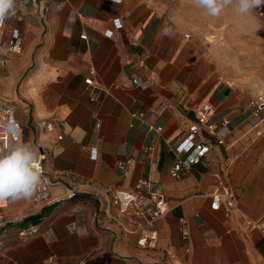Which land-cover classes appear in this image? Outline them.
Wrapping results in <instances>:
<instances>
[{
  "label": "crops",
  "instance_id": "0c3cea01",
  "mask_svg": "<svg viewBox=\"0 0 264 264\" xmlns=\"http://www.w3.org/2000/svg\"><path fill=\"white\" fill-rule=\"evenodd\" d=\"M115 18L122 28L108 38ZM13 28L23 51L0 68V100L15 112L20 142L45 152L47 172L65 185L132 190L144 179L168 212L143 230L157 234L156 247L143 249L138 234L108 220L92 194L46 207L5 200L0 264H264V227L247 224L264 220V111L253 117L247 104L254 94L228 81L208 44L148 0H64L45 20L16 2L5 34ZM207 105L210 122L230 120V134L205 161L172 178L173 148ZM199 139L214 143L205 132ZM216 192H231L237 210H211L207 195ZM62 193L55 187L51 198ZM28 225L38 232L20 240Z\"/></svg>",
  "mask_w": 264,
  "mask_h": 264
},
{
  "label": "built area",
  "instance_id": "2783aa9c",
  "mask_svg": "<svg viewBox=\"0 0 264 264\" xmlns=\"http://www.w3.org/2000/svg\"><path fill=\"white\" fill-rule=\"evenodd\" d=\"M64 0H16L17 3L31 9L39 11L43 20H45L51 10H60ZM110 2L120 4L122 0H109ZM256 16L264 22V4L259 8L253 9ZM17 20H20L17 18ZM113 29L104 31V36L110 38L113 35V30L122 28L120 19L115 18L111 21ZM5 26V22H4ZM189 37V35H186ZM85 39V35H81ZM23 51V42L20 31L17 28L11 29L8 34H5L4 27L0 28V68L7 63L8 57L11 55H20ZM94 71H90V77L85 79V84L91 86L93 84ZM134 84H141L139 77H132ZM247 107L250 109L253 117L257 118L264 111V96L257 95L251 99ZM212 109L210 106H203L196 112L195 121L189 123L186 128L184 138L176 144L173 148L176 154V160L169 170L172 178H180L183 174L190 171L193 166L202 163L214 151V146H221L225 143L227 136L230 134V120L223 118L219 124H214L209 121ZM8 123L11 127L12 133L16 138L21 139V126L16 118L14 110L8 102L0 100V124ZM202 132L207 133L213 137L214 143L205 142L200 138ZM257 135L260 131L256 132ZM12 136L3 134L0 130V145L3 148L9 147L14 143ZM151 150V148H148ZM92 159H96L97 151L91 149ZM225 168L229 165L230 159L225 160ZM47 155L43 151H39L37 164L41 169V182L37 186L35 193L30 199L43 207L51 206L54 202L72 199L79 194H92L97 200L103 203L104 216L116 224L120 229L126 233L138 234L137 245L143 249H154L156 247L157 234L154 230L143 232L144 229L151 226V224L168 212L166 201L157 193L150 191L148 182L144 179H139L132 190L125 189H101L94 188L88 183H81L76 186L65 185L57 176H52L46 170ZM121 173L126 174L125 166L121 163L117 164ZM61 187L63 193L58 198H51V191L55 187ZM210 198L211 210L217 211L224 208L226 216L231 215L237 210L235 198L231 192L227 193H212L207 195ZM42 207V208H43ZM181 234L184 238L188 236L186 228V220L181 218ZM247 224L250 227L262 229L264 227V220L256 222L248 219ZM0 222V227H1ZM38 232L35 225H28L18 231L20 240H26ZM2 236L0 235V255L4 253V245L2 243ZM165 254L169 252L165 250ZM53 258L49 259L52 263Z\"/></svg>",
  "mask_w": 264,
  "mask_h": 264
},
{
  "label": "rangeland",
  "instance_id": "374dc122",
  "mask_svg": "<svg viewBox=\"0 0 264 264\" xmlns=\"http://www.w3.org/2000/svg\"><path fill=\"white\" fill-rule=\"evenodd\" d=\"M156 9L187 26L220 63L231 83L246 88L254 96H264V22L252 9L245 14L225 6L217 16L210 15L195 0H148ZM252 17L256 26L250 24Z\"/></svg>",
  "mask_w": 264,
  "mask_h": 264
},
{
  "label": "clouds",
  "instance_id": "9594fccd",
  "mask_svg": "<svg viewBox=\"0 0 264 264\" xmlns=\"http://www.w3.org/2000/svg\"><path fill=\"white\" fill-rule=\"evenodd\" d=\"M212 16H217L227 5H233L239 14L250 12L264 4V0H195ZM16 14V0H0V28L6 19ZM164 35H171L165 27ZM3 134L12 136L15 141L7 148H0V202L18 201L30 198L41 182V169L37 164L38 148L20 142L12 133L8 123L0 124Z\"/></svg>",
  "mask_w": 264,
  "mask_h": 264
},
{
  "label": "bare ground",
  "instance_id": "6f19581e",
  "mask_svg": "<svg viewBox=\"0 0 264 264\" xmlns=\"http://www.w3.org/2000/svg\"><path fill=\"white\" fill-rule=\"evenodd\" d=\"M244 16H246V18H249V20H250V24H251V25L256 26L257 28H260L259 26H257V25L255 24V21H254V19H253L252 17H248L247 15H244Z\"/></svg>",
  "mask_w": 264,
  "mask_h": 264
}]
</instances>
